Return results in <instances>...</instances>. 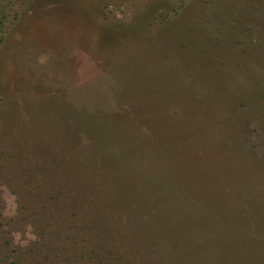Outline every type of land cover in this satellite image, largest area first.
Returning a JSON list of instances; mask_svg holds the SVG:
<instances>
[{
	"label": "rangeland",
	"instance_id": "1",
	"mask_svg": "<svg viewBox=\"0 0 264 264\" xmlns=\"http://www.w3.org/2000/svg\"><path fill=\"white\" fill-rule=\"evenodd\" d=\"M262 14L264 0H0V264H264L250 235L264 229V205L251 188L253 214L222 209L220 189L208 197L203 185L208 211L151 218L135 199L164 187L175 199L169 175L210 159L202 134L219 120L206 85L227 120L262 114L264 91L236 90L234 72L254 56L235 31L252 18L263 37ZM154 242L159 256L141 261Z\"/></svg>",
	"mask_w": 264,
	"mask_h": 264
},
{
	"label": "trees",
	"instance_id": "2",
	"mask_svg": "<svg viewBox=\"0 0 264 264\" xmlns=\"http://www.w3.org/2000/svg\"><path fill=\"white\" fill-rule=\"evenodd\" d=\"M249 11L255 13L251 7L249 8ZM260 12H262V10H260ZM262 16H264V14H262ZM208 19V21H213L212 17ZM248 24L249 25H247L248 28L246 31H235V34L239 36L237 39L239 41V45L243 46V49L245 47L244 52L249 53L250 55L254 54V56L248 58L247 60L246 58H242V62L246 64L245 71H233L237 76L238 86L236 87V90H241L242 93L251 91L254 92L253 95L256 96L261 90L264 91V83L261 81V77H264V64L261 63L264 62V36H261V32L259 30L261 22L259 23V21H254L250 18V22ZM3 26L4 22L0 21V27ZM179 28L180 27H177L176 29L180 32ZM205 30L206 28L204 26L202 31ZM215 30L219 36L225 35V32L221 27H217ZM3 32L4 31L0 29V44L4 40ZM186 46L189 47V49H192L194 43L188 39ZM233 50L236 51L238 48L234 47ZM210 59V64L212 62L211 67L213 68L216 65L217 59L215 58V55H212ZM212 68L211 71L213 70ZM219 71L220 70H216L213 77L210 76L208 78H204L201 82L211 83L214 82V80H219V78L223 76L222 75L218 78L217 72ZM215 87L216 84L213 86H209L208 84L205 89L206 91H209L211 95V101L207 108H209V111L214 113V115H216L215 118H218L219 120V127L215 129L210 127L205 134H202L206 147L214 146V150L210 151L212 154L207 155V153H203L204 156H210V159L207 160V162H201L200 164H183L188 167L183 168L182 171L179 172L180 174L173 173L169 175L168 179L170 182L168 185L169 188H172V191L176 194L175 199L164 196V194H166L164 189H167V187L156 190L155 192H158L156 196L154 194L152 196L146 195L145 199H140L136 194L135 199H137L140 204V213L143 212L150 215L152 218L153 215H157V213L164 210H169L171 208L182 209L185 205L191 206L190 208L193 210L208 211V208L205 206V202L199 199L200 196H197L198 192L196 191V188L199 185H203L202 189L205 190L204 193H208V197L210 196V189H220L217 194L218 200L216 203L224 210L234 209L236 211H240V213L243 212L253 214L255 208L254 205L250 204L249 200L255 197L246 193L249 188L256 192L255 195H259L258 200L264 205V170L257 169L255 171V167L258 165L257 162H259V152L257 151V148H264L263 133H258L256 136V144L252 143V136L254 132L258 130L261 131V129L264 130V111L258 110L262 114H257V110H252L249 107L248 112H251V115H248L246 119H241L238 114L247 112L238 111V116L235 117L236 119L227 120L228 116L222 115V108L224 105L222 100L216 97L214 92ZM223 90H226V88L222 89V91ZM246 104H248L247 100L244 101L242 107H245ZM262 106H264V104H262ZM229 124L232 126L230 137L226 135V131L229 129L227 126H229ZM253 124H258L259 127H261L258 128V130L256 129L253 131L251 128ZM226 139L229 141H226ZM248 143L249 146L246 145ZM262 154L263 153H261V155ZM144 167H146V177L147 180H149L152 178L151 176L153 171L147 165H144ZM141 176L142 175H140L139 178H141ZM212 177L217 180H215V182L210 181L212 180ZM204 182H209L210 188H208ZM213 184L215 185L214 187L212 186ZM143 186L146 187V185ZM125 188V190H130V192H132L131 189H136L137 187L135 185H127ZM256 210L259 212L262 211V214H264V208L256 206ZM187 212L189 213L190 211ZM140 213L139 225L141 232H146L147 234L152 235L153 232L151 228L146 230L140 224L142 220ZM145 219L147 218L145 217ZM263 234L264 229L260 228L258 231L250 233L251 237L255 239L257 243L262 240L264 246V239L260 236ZM224 242L227 241L224 240ZM154 244L155 242L153 244H147V246H144L145 248L139 251L141 261L146 259V254L151 255L152 257L159 256L161 248L160 246ZM212 251L213 250L210 249L208 252ZM139 253L137 251V256Z\"/></svg>",
	"mask_w": 264,
	"mask_h": 264
}]
</instances>
